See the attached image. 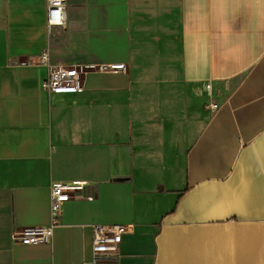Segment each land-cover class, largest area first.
Here are the masks:
<instances>
[{"label":"crops","instance_id":"obj_1","mask_svg":"<svg viewBox=\"0 0 264 264\" xmlns=\"http://www.w3.org/2000/svg\"><path fill=\"white\" fill-rule=\"evenodd\" d=\"M0 0V264H264V0ZM90 69L52 95L40 64ZM218 108L213 109L212 105ZM85 181L49 244L51 186Z\"/></svg>","mask_w":264,"mask_h":264},{"label":"built area","instance_id":"obj_2","mask_svg":"<svg viewBox=\"0 0 264 264\" xmlns=\"http://www.w3.org/2000/svg\"><path fill=\"white\" fill-rule=\"evenodd\" d=\"M68 0H47V25L49 28L64 27L66 25V8ZM40 64L49 69V76L43 83V89L52 95L77 94L82 90L84 78L90 69L98 72L126 71L124 65H98L91 68L76 66H52L49 64L48 53L44 52ZM217 109V104L212 105ZM88 182H57L51 186V220L46 227H27L20 231L15 230L13 239L16 243L26 246L49 244L53 231L60 224V215L63 205L77 198H91ZM128 232L127 226L122 224L94 226L93 258L92 263L98 264L118 257L119 246L123 236Z\"/></svg>","mask_w":264,"mask_h":264}]
</instances>
